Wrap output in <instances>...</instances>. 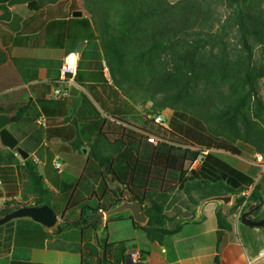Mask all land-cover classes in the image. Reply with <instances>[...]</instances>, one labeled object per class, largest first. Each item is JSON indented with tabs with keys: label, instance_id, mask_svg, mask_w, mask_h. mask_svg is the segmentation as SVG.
I'll list each match as a JSON object with an SVG mask.
<instances>
[{
	"label": "trees",
	"instance_id": "trees-1",
	"mask_svg": "<svg viewBox=\"0 0 264 264\" xmlns=\"http://www.w3.org/2000/svg\"><path fill=\"white\" fill-rule=\"evenodd\" d=\"M17 1L20 0H0V8L4 11L0 21L8 17L9 6ZM56 1L29 0L28 3L37 8ZM76 8L83 9L84 14L74 16ZM113 11L119 15L111 14ZM47 16L48 20L39 31L18 34L13 44L66 47L68 51L83 45L75 80L92 94L107 115H102L85 93L73 120L65 116L70 100L67 97L55 100L39 97L14 111L0 108V113H10L13 122L18 123L14 130L25 149L31 152V142L44 137L76 140V149L80 152L84 147H90L88 163H96L101 176V183L92 194L95 201L110 198L109 189L116 195L115 201L123 198L120 186L112 187L116 181L127 190L131 189L133 196L141 195L148 218L144 224H135L149 238L158 241L163 235L179 231L187 215L177 210V215L170 216L167 211L172 205L188 201L197 205L200 198L222 192L237 195L231 212L246 199L247 205L250 202L261 204L257 186L248 197L241 194L252 184V179L210 149L224 148L238 153L233 142L242 140L264 153V96L261 90L264 79V0H73L72 11L68 14L49 12ZM7 57L8 50L0 46V62ZM131 58L148 65H170V70H165L164 66V72L158 73L156 79L175 82L171 92L175 101L186 100L191 92L218 89L217 97L196 102L188 114L175 106L170 126L157 124L164 133L155 134L160 140L154 144L148 161L133 153L138 151L129 135L133 131L115 120L139 111L136 107L140 104L137 87L130 82H136L132 78ZM105 62L110 68L112 82L105 76ZM54 83L57 84L58 80ZM145 92L142 105L145 101L151 104L146 108L148 113L160 111L166 105L148 88ZM41 116H45V124L38 122ZM68 120V124H63ZM112 134L116 135L114 141H111ZM0 146V162L8 165V171L2 168V172L11 175V182L15 173L9 165H19L21 175L28 180H25L24 189L34 194L32 201L14 196L6 200L0 208V216L20 205L42 203L52 207L57 205L54 210L61 214V220L50 230H44L41 223L28 218L0 224V248L8 249L23 232L24 235L29 232L28 237L37 241L58 235L80 241L76 243L78 248L97 255V264H107L104 249L100 252L89 241L81 244L89 232L101 229L105 203L96 202L92 206L94 199L91 196L79 195L81 178L71 181L63 192L64 197L58 195L45 187L33 158L21 161L15 150ZM203 148L209 149L208 152L203 154ZM200 154L203 157L199 165L188 171L186 161H192ZM167 169L177 173L179 184L169 181L170 184L160 188L149 185L160 180L153 177L152 171ZM56 172L61 174L63 171ZM160 181L165 182L164 178ZM176 188L182 191L181 195L174 194ZM137 189L142 191L137 192ZM72 191L77 197L67 203L66 197ZM216 217L220 228H228L221 211L216 212ZM30 226H39V231L34 227L29 229ZM101 241L104 247L105 239L102 237ZM139 251L145 254V250ZM80 263L87 264V261L81 258ZM215 263L219 264V253L215 256Z\"/></svg>",
	"mask_w": 264,
	"mask_h": 264
},
{
	"label": "crops",
	"instance_id": "crops-1",
	"mask_svg": "<svg viewBox=\"0 0 264 264\" xmlns=\"http://www.w3.org/2000/svg\"><path fill=\"white\" fill-rule=\"evenodd\" d=\"M28 1L20 0L10 5V14L4 19L5 23L0 22V46L8 50V57L0 62V108L12 111L25 105L29 100L36 101L39 97L55 100L56 98H51L49 95L55 85L54 81H59L61 77L60 66L64 56L71 51L78 50L79 60L83 47L80 44L75 49L68 51L66 47L13 44V39L18 34L26 35L39 31L48 20L47 13L68 14L72 11V2L56 1L34 8L29 5ZM77 9L79 8L75 10ZM3 12L0 8V14H3ZM14 19H17L16 23L11 26L10 24L14 22ZM28 50H42L45 52L32 53ZM104 73L109 82H112V77L108 76L105 70ZM70 91L71 94L67 97L70 100L67 102L65 112V116L69 117V120H73L76 112L81 108L80 101L83 93L90 97L102 115H107L100 103L76 80ZM136 107L140 109L139 104H136ZM137 113L139 111L126 114L125 119L117 118L115 120L123 123L133 131L129 135L135 145L137 144L138 149V151L134 150L133 153L138 155L141 160L148 161L151 159L154 144L157 140H160V137L153 134L155 131L151 133V129L146 128L149 127L148 119L138 122L129 118ZM6 114L11 116L10 113ZM69 120L63 124H68ZM16 124L18 123H14L12 120L7 125L15 135ZM31 130L34 132V129ZM147 136L149 138H146ZM110 137H112L111 141H114L113 138L116 135L112 134ZM23 138L26 140V135ZM18 139L19 145L22 146L21 139L19 137ZM77 142L76 140L73 142L66 141L61 137L51 139L44 137L40 141L31 142V146H33L31 152L22 147L29 152L28 157L39 160L38 162L34 161L37 163L38 171L46 188L64 197L63 192L71 184V181L81 178L78 186L79 195L84 196V198L91 196L94 199L92 200V206L96 205H93L94 201L97 204L105 203L103 207H108L115 202L117 197L109 189L110 198L95 201V195L92 194L93 190L98 188L101 183L100 170L96 163H90V161V164L88 163L90 147H84L83 152H80L76 149L75 143ZM1 144L7 147L0 139ZM233 144L238 148V153L224 148H211L210 151L252 179V184L241 194L248 197L253 188L258 187L261 204L253 216L261 218L264 216V166L254 159V154L258 150L242 140H236ZM13 150L16 151V149ZM17 154L20 160L23 161L24 158L18 152ZM56 159L63 161L65 166L67 164L68 166H74V172L65 171L64 169L61 174H52L53 162ZM189 163L190 161H186L185 164L188 171L191 170L188 169ZM40 165L45 168L46 178L40 172ZM7 166L6 163L0 162V208L6 200H10L13 196L19 198V200L25 198L27 201H32L34 194L24 189L25 180H28L21 175L22 168L17 164L9 165L13 167L15 173L11 182L16 180V183H11V175L2 172V168ZM143 170H145L144 167ZM152 172L153 177L160 180L164 178L165 180L163 183V181L156 179L158 181L155 180L154 183L149 184L153 188L167 186L170 184L167 183L169 181L173 184L175 182L179 184L178 175L175 172L168 169L164 172H157L156 170ZM117 184L122 190L123 197L133 199L131 189L127 190V187L118 181L114 182L112 187ZM178 184L176 186H179ZM138 191L141 192L142 190L137 189ZM174 194L181 195L182 191L176 188ZM236 196L234 194L232 205L235 203ZM138 197H141V195H138ZM247 202V199L243 202L244 206L247 205ZM207 203L204 204L202 209L203 218L197 221L189 220L196 216L197 205L190 201L186 204L172 205L167 211L170 216L177 215V210L181 214L186 212L187 215H185L179 231L163 235L160 241L149 238L147 233L129 217V214H124L120 217H111L107 221L105 231L102 229V224L101 229L89 232L87 236L82 238L81 244L83 245L85 241H89L96 245L100 252L104 249L107 264H216L215 256L217 253H219V264H264V255L261 254V248L264 246V226H252L242 222L238 209L230 211L232 205L218 209V202L213 201L212 206H209L206 210ZM145 205L144 202V207ZM218 211L224 214L229 225L228 228L218 226L216 217ZM58 214L60 216L59 220H61V214ZM33 227L36 231H39V226L28 228L32 229ZM50 228L44 226L43 229L50 230ZM219 229H223L220 236L218 234ZM28 235L29 232H25V235L23 232L17 241L13 240L8 249L0 248V264H81V258L87 261V264H97V255H91L89 251L78 248L76 246V243L79 244L80 242L78 240L64 239L58 237V235H53L52 238L44 239V241H37L28 237ZM142 235L145 237L144 245L140 242ZM102 237L105 239L104 247L102 246ZM140 249L145 250L144 255L140 254ZM135 252L137 254H134Z\"/></svg>",
	"mask_w": 264,
	"mask_h": 264
},
{
	"label": "water",
	"instance_id": "water-1",
	"mask_svg": "<svg viewBox=\"0 0 264 264\" xmlns=\"http://www.w3.org/2000/svg\"><path fill=\"white\" fill-rule=\"evenodd\" d=\"M83 10H74V16H82ZM12 121L10 115L6 113L0 114V139L1 142L10 149H16L22 158H27L29 152L19 145L18 137L8 128V124ZM234 198L233 192H225L220 194H210L202 197L197 204L196 216L189 219L190 221H197L203 218V206L209 201H217L218 209L227 208L232 205ZM260 204L251 202L246 206H242L240 212V219L242 222L252 226H264V216L255 218L253 214L258 210ZM103 214V231L106 230L107 221L111 217H120L124 214H129L134 222L144 224L147 221V213L144 207V202L141 197L133 199L123 197L113 202L108 207H102ZM18 218H31L32 220L43 224L50 228L56 225L59 221V214L48 203L42 204H24L15 207L0 216V224L6 223L9 220ZM223 229L218 230L219 236Z\"/></svg>",
	"mask_w": 264,
	"mask_h": 264
},
{
	"label": "rangeland",
	"instance_id": "rangeland-1",
	"mask_svg": "<svg viewBox=\"0 0 264 264\" xmlns=\"http://www.w3.org/2000/svg\"><path fill=\"white\" fill-rule=\"evenodd\" d=\"M57 1H61V2H72L73 0H57ZM170 1H175V0H170ZM52 3V2H51ZM83 10V9H81ZM112 10V9H111ZM84 13V10H83ZM111 14L115 15L116 17L119 15V12H110ZM1 15V14H0ZM3 20H1L0 22H3ZM32 53H42L45 51L42 50H28ZM130 66L132 69V78L135 79L136 82H132L136 84L137 87V98L139 99V113L130 116L129 118L133 121H138V122H142L143 119L145 120H149L150 123L149 127L146 128H150L151 132L155 131L153 134H160V133H164L163 131H161V127L157 124L154 123V121H152L153 118V114L154 113H148L146 111V108H149V106L151 105L149 102L145 101L144 104L142 105V95L143 93L145 94V89L148 88L149 92L154 93V95L161 101H163L166 105L160 109V111L165 115L166 119H167V126L169 125V121L171 116L174 113L175 110V106L177 107L176 109L179 110H183L186 114L189 113V111L191 110V108L194 106V104L196 102H203L204 100H207L209 97L214 96L217 97L218 96V89H211V90H203L201 92H191L188 97L186 98V100H181V101H175L174 99V95L172 92V90L175 88L176 84L175 82L171 81V80H158L156 79V75L158 73H163L164 72V66H166L165 70H170L171 66L170 65H161V64H157L154 63L152 65H148L146 63H143L141 61L136 60L135 58H131L130 61ZM105 64L107 65V63L105 62ZM108 66V65H107ZM109 68V66H108ZM109 75L112 77L111 75V71L109 68ZM156 79V80H155ZM261 90L264 96V79L261 82ZM147 102V103H146ZM185 107V108H184ZM151 119V120H150ZM160 128H159V127ZM165 126V125H163ZM165 126V127H167ZM156 136V135H155ZM165 136H167V134H165ZM156 139V138H155ZM147 140V139H146ZM40 172L42 173L43 177L46 178V174H45V168L43 165H40L39 167ZM65 171H73L75 170V167L73 166H68V164L65 166L64 164V168ZM52 174H57L55 168L52 169L51 171ZM77 197L76 192L72 191L67 197H66V202L68 203L69 201H75ZM211 204H213V201H209L206 205V210H208L209 206H212ZM54 208L57 207V205L53 204ZM94 205V202H93ZM130 227V226H129ZM143 236V235H142ZM145 237H140V242L142 243V245H144V239Z\"/></svg>",
	"mask_w": 264,
	"mask_h": 264
},
{
	"label": "built area",
	"instance_id": "built-area-1",
	"mask_svg": "<svg viewBox=\"0 0 264 264\" xmlns=\"http://www.w3.org/2000/svg\"><path fill=\"white\" fill-rule=\"evenodd\" d=\"M78 55L79 51H71L68 54H66L63 58L62 65H61V77L58 81L57 84L54 85L50 92V97L51 98H64V97H69L71 94V87L75 85V74L77 72V65H78ZM104 70L106 74L109 76V68L105 64L104 65ZM153 121L155 124H161L167 126V119L165 115L161 111H157L153 114ZM38 122L40 124H45L46 119L45 116H41L38 118ZM168 127V126H167ZM209 149L203 148L202 153L205 154L208 152ZM203 154L198 155V157L192 161H190L188 165V169H192L195 167L197 164L200 163ZM254 159L260 163L261 165L264 166V153L263 152H256L254 154ZM36 162L39 160L37 158L34 159ZM54 167L58 172H62L64 169V162L61 161L60 159H56L53 162ZM242 206H244V203L239 205L237 208L239 212L242 210ZM240 215V213H239ZM134 254H137L135 252ZM261 254L264 255V246L261 248Z\"/></svg>",
	"mask_w": 264,
	"mask_h": 264
},
{
	"label": "flooded vegetation",
	"instance_id": "flooded-vegetation-1",
	"mask_svg": "<svg viewBox=\"0 0 264 264\" xmlns=\"http://www.w3.org/2000/svg\"><path fill=\"white\" fill-rule=\"evenodd\" d=\"M150 120H151V119H150ZM148 121H149V120H148ZM149 123H150V121H149ZM134 197H137V196H133V198H134Z\"/></svg>",
	"mask_w": 264,
	"mask_h": 264
}]
</instances>
